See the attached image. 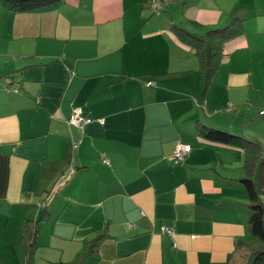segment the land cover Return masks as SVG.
<instances>
[{
	"label": "crops",
	"instance_id": "1",
	"mask_svg": "<svg viewBox=\"0 0 264 264\" xmlns=\"http://www.w3.org/2000/svg\"><path fill=\"white\" fill-rule=\"evenodd\" d=\"M149 1L0 5V264H72L100 234L81 264H247L258 245L242 149L198 123L264 142V0ZM232 20L208 79L174 28ZM177 143L190 145L179 163Z\"/></svg>",
	"mask_w": 264,
	"mask_h": 264
},
{
	"label": "trees",
	"instance_id": "2",
	"mask_svg": "<svg viewBox=\"0 0 264 264\" xmlns=\"http://www.w3.org/2000/svg\"><path fill=\"white\" fill-rule=\"evenodd\" d=\"M61 1L0 0V5L13 11H31L49 8ZM239 25L238 21L232 20L225 27L208 29L202 36L195 35L182 27H175L174 31L181 42L194 49L200 61H205L207 64L206 75L210 79L220 59L219 52L222 48V43L234 34ZM198 132L208 140L231 144L242 149L244 176L239 180L246 190L248 200L247 205L250 215L247 224L250 234L257 238L259 242L258 245L250 249L247 264H264V144L256 139H249L227 129L212 127L202 122L198 123ZM38 201L40 205L42 199L39 198ZM37 234L36 221L26 220L21 242L26 247L28 260L32 254ZM104 239L105 235L100 234L93 239L85 241L83 252L74 259L72 264H81L84 257L96 254L100 243Z\"/></svg>",
	"mask_w": 264,
	"mask_h": 264
},
{
	"label": "built area",
	"instance_id": "3",
	"mask_svg": "<svg viewBox=\"0 0 264 264\" xmlns=\"http://www.w3.org/2000/svg\"><path fill=\"white\" fill-rule=\"evenodd\" d=\"M166 0H150V6L152 9L154 10H159L163 7V4ZM8 80V79H6ZM260 113H264V109L260 111ZM90 119L89 118H81L79 116H75L72 117L69 122L71 124L77 125V126H81L83 123H87L89 122ZM103 120H100V123H102ZM190 146L186 143H177V145L175 146L173 152H172V158L174 159L175 162H179L180 160H182L184 158V156L187 154V152L189 151ZM103 161L105 163H108L107 159H103ZM162 231L164 232H168V233H172L173 229L172 228H168L166 226H162Z\"/></svg>",
	"mask_w": 264,
	"mask_h": 264
},
{
	"label": "rangeland",
	"instance_id": "4",
	"mask_svg": "<svg viewBox=\"0 0 264 264\" xmlns=\"http://www.w3.org/2000/svg\"><path fill=\"white\" fill-rule=\"evenodd\" d=\"M259 108H264V103H262L260 106H259ZM248 123H249V121H248ZM256 123H257V127L259 128V130H260V132L261 133H259V136L262 138V139H264V115H259L258 117H257V121H256ZM259 141V140H258ZM263 144H264V142H263ZM246 203H247V201H246Z\"/></svg>",
	"mask_w": 264,
	"mask_h": 264
},
{
	"label": "clouds",
	"instance_id": "5",
	"mask_svg": "<svg viewBox=\"0 0 264 264\" xmlns=\"http://www.w3.org/2000/svg\"><path fill=\"white\" fill-rule=\"evenodd\" d=\"M167 1H168V0H166V1L164 2L163 7H162L161 9H159V10H154V9H152L151 6H150V1H149V6H150V8H151L153 11H155V12H157V11H161V10L164 9V6H165V4L167 3ZM263 109H264V108H262L261 110H263ZM261 110H260V111H261ZM259 113H260V112H259ZM260 114H263V113H260ZM176 145H177V144H176ZM188 145H189V144H188ZM189 146H190V145H189ZM189 151H190V149H189ZM189 151H188V152H189ZM188 152H187V153H188ZM186 155H187V154H186ZM186 155H185V156H186ZM185 156H184V157H185ZM183 159H184V158H183Z\"/></svg>",
	"mask_w": 264,
	"mask_h": 264
}]
</instances>
